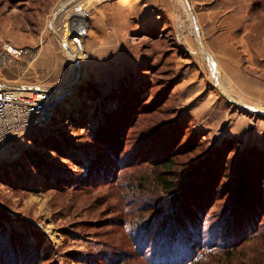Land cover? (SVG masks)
Returning a JSON list of instances; mask_svg holds the SVG:
<instances>
[{
    "label": "rangeland",
    "instance_id": "1",
    "mask_svg": "<svg viewBox=\"0 0 264 264\" xmlns=\"http://www.w3.org/2000/svg\"><path fill=\"white\" fill-rule=\"evenodd\" d=\"M208 1L0 0V46L50 32L47 12L60 5L51 26L73 84L49 122L0 146V264H145L134 231L189 219L157 175L201 194L203 214L189 220L196 250L264 264V114L222 91L264 102L207 47L197 15ZM76 8L84 21L71 33ZM38 45L13 64L32 65ZM8 65L0 57V76Z\"/></svg>",
    "mask_w": 264,
    "mask_h": 264
},
{
    "label": "crops",
    "instance_id": "2",
    "mask_svg": "<svg viewBox=\"0 0 264 264\" xmlns=\"http://www.w3.org/2000/svg\"><path fill=\"white\" fill-rule=\"evenodd\" d=\"M237 1L210 0L198 11L197 20L204 25L203 33L207 47L213 52L219 65L225 67L227 73L234 75L238 82L242 76V79L252 85V89H248L251 96L264 102V0H247L246 8H241ZM59 9L60 5L52 12H47L48 17L51 14L46 24L47 27L50 25V32L30 39H19L14 35L12 41L6 42L13 52L24 45L33 46L38 41L39 45L32 65L19 68L10 64L2 71L0 88L7 87V83H13L22 90H63L69 85L64 79L66 69L64 61H60V49L55 44L59 37L51 26L52 19ZM86 31L87 29L85 33ZM241 89L245 90L239 87V90Z\"/></svg>",
    "mask_w": 264,
    "mask_h": 264
},
{
    "label": "trees",
    "instance_id": "3",
    "mask_svg": "<svg viewBox=\"0 0 264 264\" xmlns=\"http://www.w3.org/2000/svg\"><path fill=\"white\" fill-rule=\"evenodd\" d=\"M123 98L124 96L121 97L122 100ZM197 163L198 161L192 163L189 171H191ZM162 166L168 171L173 170L170 168L169 161L163 160ZM155 180H157L158 184L165 190L170 191L172 196L171 203L173 202L174 204V201L180 199L181 208H183L185 214H188L187 216L189 219L185 216L178 217L177 215L176 223L184 225H181L182 230L177 227L174 221L172 225L168 223L167 225H156L154 229H150V227L147 228L146 224L143 222L141 227H139L140 232L134 231L135 235L139 237L137 238L140 239L138 241L139 243H135L137 244L136 249L140 253V256H146L143 262L145 264H225L226 261H230L233 254L232 248H227L225 252L221 253L222 251H220V249H213L216 245L210 247L208 245L202 246L199 250H196V245H193L194 240L191 239L190 234L195 231V229L192 226V222L189 220L195 217L198 218V215L203 214V199L200 197L201 194L192 197L197 190L194 191L191 189L190 183H188V186L185 185L184 193L180 192L177 186H173V184L169 183L167 179L161 175H157ZM180 184L181 183H179V186H181ZM197 197L198 199L195 200ZM173 206L176 208V203ZM184 228H187L186 231ZM129 229L131 230V224ZM156 230L158 231L156 232ZM150 245L152 249H149L148 252H150V254L146 255L144 250L148 249Z\"/></svg>",
    "mask_w": 264,
    "mask_h": 264
},
{
    "label": "built area",
    "instance_id": "4",
    "mask_svg": "<svg viewBox=\"0 0 264 264\" xmlns=\"http://www.w3.org/2000/svg\"><path fill=\"white\" fill-rule=\"evenodd\" d=\"M31 53L23 47L16 52L6 43L0 46L3 64H13L20 57ZM63 92L44 88L19 89L0 88V146L12 145L16 137H21L33 128L49 122L57 103L65 96Z\"/></svg>",
    "mask_w": 264,
    "mask_h": 264
},
{
    "label": "water",
    "instance_id": "5",
    "mask_svg": "<svg viewBox=\"0 0 264 264\" xmlns=\"http://www.w3.org/2000/svg\"><path fill=\"white\" fill-rule=\"evenodd\" d=\"M82 33H83V34L85 33V26L83 27V32H82ZM198 37H199V44H200V46H201V49H202V52H203L205 58H207V59H212L210 55H206L207 51L205 50V47H204V45H203V43H202V41H201L200 33H198ZM66 48H67L68 51H70V52L72 51L71 47L66 46ZM75 65H76V70H75V81H77V80H79L80 75H81V67H80L79 62H76ZM72 85H73V84H72ZM72 85H71V84L67 85L68 88L66 87V89L70 90L69 88H70ZM5 86H7V87H16V88H17V86H16L15 84H13V83H7ZM56 91L63 92V93L66 94V92H64L63 90H56ZM222 95H223L225 98H227L228 100H230L234 105H237V106H239V107L245 108L246 110H250V111H253V112H256V113H259V114H264V110H263V109H260V108H258V107L252 106V105H246V104L240 103L239 101L235 100V99L233 98V96H231V95H229V94H227V93H225V92H223V91H222Z\"/></svg>",
    "mask_w": 264,
    "mask_h": 264
},
{
    "label": "bare ground",
    "instance_id": "6",
    "mask_svg": "<svg viewBox=\"0 0 264 264\" xmlns=\"http://www.w3.org/2000/svg\"><path fill=\"white\" fill-rule=\"evenodd\" d=\"M66 5V4H65ZM72 19L69 21L68 30L72 33L74 30H80L83 25V16L85 15L84 10L82 8H76L74 12H72ZM64 41V40H63ZM62 41V42H63ZM203 43V42H202ZM67 93V92H66ZM72 108V105H69ZM48 228H50L48 226Z\"/></svg>",
    "mask_w": 264,
    "mask_h": 264
}]
</instances>
